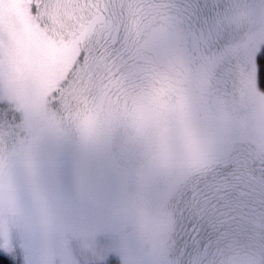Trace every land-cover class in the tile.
<instances>
[{
  "label": "snow or ice",
  "instance_id": "obj_1",
  "mask_svg": "<svg viewBox=\"0 0 264 264\" xmlns=\"http://www.w3.org/2000/svg\"><path fill=\"white\" fill-rule=\"evenodd\" d=\"M232 8L0 0V264H206L202 202L264 166V31ZM234 234L220 264H264V213Z\"/></svg>",
  "mask_w": 264,
  "mask_h": 264
},
{
  "label": "rangeland",
  "instance_id": "obj_2",
  "mask_svg": "<svg viewBox=\"0 0 264 264\" xmlns=\"http://www.w3.org/2000/svg\"><path fill=\"white\" fill-rule=\"evenodd\" d=\"M233 8L229 12L231 26L237 34L238 42H245L264 31V0H231ZM254 6V7H253ZM259 48H257L258 54ZM191 67V66H189ZM252 71L255 74L256 66L252 63ZM238 82V81H237ZM258 91L264 92L258 88ZM245 148L241 149L240 159L248 161L249 153H256L255 129L250 131L244 140ZM231 151L236 148L229 146ZM184 162L192 164V175H198L196 165L192 159L185 156ZM264 166L259 161L253 166L246 164L241 170L239 180L234 181L230 198L223 204H217L213 200L202 202L203 210L216 220L218 224L225 225L217 231L216 236L209 242L205 250H201L199 257L206 260V264H220L221 261H229L243 255L238 246L237 236L234 230L239 225L253 226L259 222L261 213H264Z\"/></svg>",
  "mask_w": 264,
  "mask_h": 264
},
{
  "label": "trees",
  "instance_id": "obj_3",
  "mask_svg": "<svg viewBox=\"0 0 264 264\" xmlns=\"http://www.w3.org/2000/svg\"><path fill=\"white\" fill-rule=\"evenodd\" d=\"M262 90V89H261ZM264 91V90H263Z\"/></svg>",
  "mask_w": 264,
  "mask_h": 264
}]
</instances>
